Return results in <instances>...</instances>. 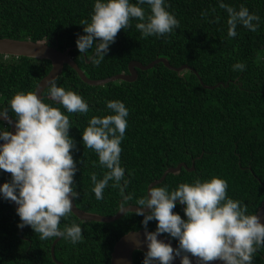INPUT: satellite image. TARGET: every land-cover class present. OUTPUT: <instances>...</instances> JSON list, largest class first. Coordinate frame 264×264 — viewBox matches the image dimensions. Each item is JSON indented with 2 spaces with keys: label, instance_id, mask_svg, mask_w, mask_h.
<instances>
[{
  "label": "trees",
  "instance_id": "obj_1",
  "mask_svg": "<svg viewBox=\"0 0 264 264\" xmlns=\"http://www.w3.org/2000/svg\"><path fill=\"white\" fill-rule=\"evenodd\" d=\"M223 2L237 9L243 4L257 14L259 21H253L258 23L257 30L237 24V35L229 37L228 14L217 0H166L167 11L179 21L178 28L161 36L143 37L135 27L138 20L133 18L129 27L118 31L105 60L96 66L89 60L91 49L81 53L75 42L78 34H84L80 21L90 19L94 0H0V39L46 42L63 51L72 48L70 55L93 80L127 73L134 60L148 65L165 58L176 68L189 65L203 82L190 69L178 73L158 63L152 69L138 70L133 82L92 86L65 65L56 84L79 92L88 102L89 112L67 113L47 97V90L43 102L69 116V135L76 144L72 154L78 169L74 175L80 193L75 199L78 208L112 216L122 201L120 189L112 187L111 181L103 191L104 198H95L89 174L96 172L101 178L106 169L82 142L88 119L109 114L107 100H120L129 109L120 159L129 180L125 194H133L130 205H135L167 169L181 163L188 168L194 163V170L183 168L179 174H169L157 186L171 190L180 182L215 175L227 181V194L244 202L249 213L256 214L263 205L264 0ZM142 7L147 15L148 5ZM237 62L245 64L244 70H233ZM51 68L49 60L0 55V107H8L7 101L16 91H35ZM9 116L15 120L10 109ZM0 124L9 130L8 125ZM10 180L11 173L0 169V181ZM184 207L177 203L173 211L187 219ZM142 220L143 216L131 212L112 223L82 221L71 212L59 225L80 224L83 238L75 244L61 238L55 248L56 259L63 264H111L116 242L130 231L145 229ZM20 222L15 207L0 197V264H57L51 256L56 237L40 240L30 226L19 228ZM157 223L149 221L147 229L155 231ZM163 234L178 244L177 239ZM145 253L135 251L134 264H143ZM253 264H264V248L256 253Z\"/></svg>",
  "mask_w": 264,
  "mask_h": 264
},
{
  "label": "clouds",
  "instance_id": "obj_2",
  "mask_svg": "<svg viewBox=\"0 0 264 264\" xmlns=\"http://www.w3.org/2000/svg\"><path fill=\"white\" fill-rule=\"evenodd\" d=\"M217 3L228 14L229 37L237 35V24L257 30L258 23L253 21L258 22L260 17L246 6L241 4L237 9L223 0ZM143 5L150 9L147 15ZM133 18L138 20L135 27L143 37L171 33L179 26L175 15L167 11L166 0H94L90 19L80 21L84 34H78L75 41L78 50L88 53L91 49L89 60L98 66L118 31L129 27ZM232 67L242 71L245 64L237 62ZM46 90L47 97L67 113L89 112L88 102L79 92L58 86L55 79ZM37 92L38 88L16 91L7 101L8 107H0V118L9 120V109L15 117V133L0 124V169L11 173V180L0 185V197L18 205L19 228L30 226L40 240L56 237L75 244L83 238L80 224L59 225L61 218L67 219L72 212L73 200L80 195L74 184L78 169L72 154L76 144L69 135L72 126L61 108L43 102L44 91L39 97ZM106 108L109 114L91 116L81 133L84 148L92 149L99 166L106 169L101 178L96 172L89 174L91 190L97 200H102L111 181L122 197L118 212L129 215L128 201L133 194H125L129 180L120 159L129 109L120 100H107ZM227 188V181L215 175L180 182L171 190L167 186H149L134 203L139 206L135 214L143 216L141 223L145 227L147 251L143 264H172L176 257L180 264H192L189 253L198 258L199 264L216 259L224 264H253L256 253L264 248V224L255 213L248 212L244 202L229 196ZM177 202L185 205L187 219L173 211ZM152 220L158 222L156 229L148 231ZM162 233L177 239L178 247L174 249L159 240Z\"/></svg>",
  "mask_w": 264,
  "mask_h": 264
},
{
  "label": "water",
  "instance_id": "obj_3",
  "mask_svg": "<svg viewBox=\"0 0 264 264\" xmlns=\"http://www.w3.org/2000/svg\"><path fill=\"white\" fill-rule=\"evenodd\" d=\"M71 49L72 48H68L63 51L58 49L57 46H51L46 42H36L32 40H18L11 38L0 39V55L14 56V57H29V58H36L41 60H49L51 62L52 68L50 72L38 83L35 89L37 90L38 88V92H37L38 97L43 93V91L46 90V87L48 86L49 82L52 79L56 80L62 74L65 65H68L71 68H73L85 83L92 86L105 85L109 82L118 81V80L133 82L138 77V70L146 71L152 69L158 63H164V65L167 68L174 70L178 73L190 69L195 72V74L199 77L201 83L203 84L198 72L193 70L189 65L185 64L176 68L173 67L169 63V61L165 58H159L148 65H144L139 61L134 60L129 63L127 73H120L105 79L93 80L89 78L85 74V72L78 66V64L74 61V59L70 55ZM219 85H221V83L217 84L216 86ZM204 87L214 88L213 86H207V85H204ZM0 122H3L4 124L8 125L9 131L15 133V126H14L15 120L11 116H9V120H4L3 118H0ZM1 143H3V141ZM183 168L192 171L194 170V163L191 168H188V166L185 163H181L176 167H171L167 169L160 179L153 181L149 186H157L161 184L162 182L165 181L166 177L169 174H174V175L179 174ZM2 184L3 183L0 181V185ZM9 201L15 207V209L18 207V205L14 201H11L10 199ZM181 205L184 207L183 204ZM128 207L132 213H135V209L139 206L129 205ZM144 211L148 212L150 211V209H145ZM72 213L79 220L100 222V223H112L119 220L125 215L122 212H117L112 216H104L97 213L84 211L77 207L75 200H73ZM256 215L260 218L261 223L264 224V203L261 207H259V209L256 212ZM147 230L151 231L149 229ZM60 239L61 238H56L51 246V256L57 264H63L62 262L58 261L55 256V248L58 242L60 241ZM158 239L163 240L165 243H170L174 249L178 247V244L175 241L165 236L163 233L158 235ZM144 241H145V229H141L138 231H130L125 235H123L114 245V249L111 254V264H134V252L147 251V246L144 243ZM188 255L190 260L192 261V264H199L198 258L192 256L190 253ZM172 264H180V258L176 257L172 262ZM206 264H224V262L219 259H216L213 261H208L206 262Z\"/></svg>",
  "mask_w": 264,
  "mask_h": 264
}]
</instances>
